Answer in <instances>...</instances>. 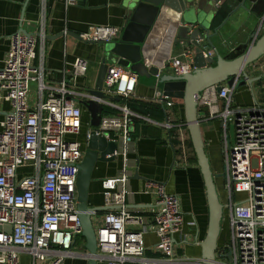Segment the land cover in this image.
I'll return each mask as SVG.
<instances>
[{
  "label": "built area",
  "instance_id": "2783aa9c",
  "mask_svg": "<svg viewBox=\"0 0 264 264\" xmlns=\"http://www.w3.org/2000/svg\"><path fill=\"white\" fill-rule=\"evenodd\" d=\"M78 2L66 0L67 5ZM222 2L215 0L217 7ZM122 30L114 25L91 24L80 37L106 43L117 40ZM217 53V47L209 46L204 57ZM193 54L194 49L177 56L170 52L162 62H155L149 60L151 55L145 46L143 58L148 66L183 75L196 67ZM36 58V34L18 31L10 37L8 56L0 69V112H6L0 118V264H21L23 253L30 256L31 264H62L74 254L75 239L83 231L77 209L78 166L92 132L83 106L75 99L81 93L68 84L77 85L78 78L87 75L90 63L76 59L71 80L65 70L59 86H47L44 68L35 65ZM32 81H37L39 92L34 106L29 101ZM139 83L137 72L113 63L103 90L108 96L130 99L136 95ZM234 91L227 84L220 91L216 85L207 87L200 104L210 117L221 118L225 145L226 176L222 177L221 188L230 237L218 250L216 264H264V103L235 105ZM153 100L170 106L174 103L160 90ZM107 106L119 109L121 114H103L96 134L119 144L113 156L120 157L122 165L116 175L102 180L109 209L96 228V259L101 264H158L159 259L146 255L145 238L152 232L159 239L158 249L168 260L182 264L174 259L173 250L175 237L184 224L179 196L168 193L161 182L148 181L146 192L154 190L159 195L154 219L143 214L141 207H130L127 202L128 183L137 165V159L131 157L137 150L133 133L137 120L146 116L126 103L109 100ZM163 124L169 130L173 127L169 120ZM230 124L235 126L231 144ZM81 134L83 139L78 138ZM179 137L184 151L186 139L182 133ZM227 250L232 253L231 259L225 257Z\"/></svg>",
  "mask_w": 264,
  "mask_h": 264
},
{
  "label": "crops",
  "instance_id": "0c3cea01",
  "mask_svg": "<svg viewBox=\"0 0 264 264\" xmlns=\"http://www.w3.org/2000/svg\"><path fill=\"white\" fill-rule=\"evenodd\" d=\"M124 1L79 0L76 5H67L66 0H0V69L8 56L10 37L23 27L37 36L35 65L43 66L47 86H59L65 70L69 72L68 78L71 80V71L76 59H83L90 63L87 75L78 78L77 85L68 84L70 89L83 94L86 86L93 83L98 72L103 55V45L83 40L80 34L86 31L91 24L114 25L123 28L128 14ZM257 3L256 0H223L220 7L215 4L217 13L221 11L220 17L224 19L219 25L218 34L211 39L219 54L225 55L252 36H260L264 32V27H260L264 12L259 13L255 9ZM209 10L210 17L215 18L217 13L212 12V7H209ZM181 25L166 20L159 21L150 38L153 33L160 31V34L156 35L151 45L148 41L149 54L152 56V48L165 44L160 51L163 61L170 52L177 56L184 50L194 49L191 43L175 40V35ZM213 29L212 27V34H214ZM263 58L264 56L247 68L249 77L262 76V79L253 85L235 90L232 96L235 105H251L255 101L264 103ZM254 86L260 89L259 99L254 95ZM158 90L156 87L139 83L136 95L130 99L160 104L153 100ZM38 98V83L32 81L29 93L30 104L36 105ZM172 100L174 103L171 106L164 102L167 106H165V116L163 115L162 121L141 117L136 123L133 136L137 150L131 157L137 159V165L128 183L130 193L127 202L130 207H141L143 214L149 219H154L159 210L157 204L159 195L154 190L146 192V183L148 181L161 182L168 193L178 195L184 214V224L182 231L175 237L174 259L181 261L182 264H202L201 242L206 237L210 216L206 187L186 125L184 102L174 98ZM113 101L122 103L121 100ZM5 107L9 106L5 105ZM198 117L201 121V132L212 169L218 174L224 170L222 120L219 117H210L207 108L202 106L199 108ZM84 118L89 119L85 111ZM168 120L173 124L171 130L163 124ZM180 133L186 139L184 151L179 137ZM83 136L84 134H81L78 138L83 139ZM121 165L120 157L114 162H98L89 190L91 206H105L102 180L116 175ZM222 180V177L216 179L220 195H223ZM104 213L105 211L93 216V223L97 227L102 224ZM227 221L226 218L224 222L226 226ZM145 240L147 256L159 259L158 264H172L158 249L159 239L156 234L150 232ZM227 243L225 236L221 238L218 241V250ZM73 252L74 254L67 257L62 264H87L84 238L75 239ZM21 264H31L30 256L23 253Z\"/></svg>",
  "mask_w": 264,
  "mask_h": 264
},
{
  "label": "water",
  "instance_id": "95a60500",
  "mask_svg": "<svg viewBox=\"0 0 264 264\" xmlns=\"http://www.w3.org/2000/svg\"><path fill=\"white\" fill-rule=\"evenodd\" d=\"M213 1L215 2V0H125L128 14L121 36L115 41L100 43L103 45V55L94 81L86 86L80 98H75L87 113L92 132L88 148L78 166L77 178V209L83 228L80 236L85 240L87 264H99L96 259L98 241L93 216L109 209V206L89 204L93 172L98 162H114L118 159L113 153L119 148V144L108 141L103 134H96L108 101L121 100L120 97L108 96L103 90L109 66L113 63L137 72L140 84L156 87L168 98L183 100L186 125L203 175L210 211L207 234L201 242L202 264L217 263L218 240L224 222L225 206L221 202L216 183L219 175L212 169L201 132L198 112L202 92L213 85H216L217 91H220L223 84L237 90L261 80L262 76L249 77L247 68L264 56V32L260 36H252L225 55L217 53L205 58V49L215 46L211 39L218 34L219 29L218 26L213 29L214 34L211 33L214 18L210 17L209 7L213 8ZM212 12L216 14L217 10L212 9ZM162 20L180 25L183 22L175 36L179 37L182 33L186 37L182 41L193 44L196 67L192 72L175 75L168 70L160 71L157 65L148 66L145 63L143 58L145 46L154 26ZM260 25L264 27V18ZM19 32L30 34L23 27ZM237 79L239 81L235 84ZM0 113L6 114V112ZM110 154L111 156L108 157L107 155ZM7 229L10 231V227Z\"/></svg>",
  "mask_w": 264,
  "mask_h": 264
},
{
  "label": "trees",
  "instance_id": "16d2710c",
  "mask_svg": "<svg viewBox=\"0 0 264 264\" xmlns=\"http://www.w3.org/2000/svg\"><path fill=\"white\" fill-rule=\"evenodd\" d=\"M256 1H258V3L255 6V9L259 13H263L264 12V0H256ZM220 14H222L221 11H218V13L215 15V18H214L213 24H212L213 28L218 27L222 23V21L224 20L223 18L220 17ZM245 86H247V85H245ZM245 86H242V87H245ZM121 101H122V104L126 103L127 106L131 110L139 113L142 116L150 117V118L155 119L157 121H162L163 120L162 119L163 115L165 116V106H167V105H165L164 103L154 104L152 102H148L147 103V102H142V101L133 100V99H128V100L121 99ZM103 114H106V115H120L121 111L119 109L111 107V106H105ZM228 226H229V224H227V226H226V233H227ZM223 227H224V225L222 224V231H223ZM222 231H221V234L219 236V240L224 237V236H222ZM228 231H229V237H230V229ZM77 237L81 238V236H77ZM226 241H229L228 234L226 236ZM223 247L224 246H222L219 250H222Z\"/></svg>",
  "mask_w": 264,
  "mask_h": 264
},
{
  "label": "rangeland",
  "instance_id": "374dc122",
  "mask_svg": "<svg viewBox=\"0 0 264 264\" xmlns=\"http://www.w3.org/2000/svg\"><path fill=\"white\" fill-rule=\"evenodd\" d=\"M212 6H213V8L212 9H216V6H215V2L213 1L212 2ZM183 31V30H182ZM176 38H175V40L176 41H182V40H184V38H186L185 36H183L182 35V33H181V36H179V37H177V36H175ZM253 91H254V95H255V97H257L258 99L260 98V89L258 88V87H255L254 86V89H253ZM252 93V92H251ZM174 99H176V98H174ZM176 100H182V99H176ZM228 131H229V134H230V144L231 143H233L234 142V140H235V126L233 125V124H230L229 125V128H228ZM224 148H225V145H224ZM217 175H219V178L220 177H225L226 176V170H223V171H221L220 173H218ZM220 192V191H219ZM240 197V196H239ZM220 198H221V200L223 201L224 200V198H223V195L221 194L220 195ZM226 216H228V215H226V212L224 211V222H226ZM227 224H229V219L227 218ZM223 225H224V227H223V231H222V236H227V234H228V239H229V226H228V228H227V233H226V225L223 223ZM95 226V228H97V226L96 225H94ZM225 257L226 258H228V259H231V257H232V253H231V251L230 250H227L226 251V253H225Z\"/></svg>",
  "mask_w": 264,
  "mask_h": 264
},
{
  "label": "bare ground",
  "instance_id": "6f19581e",
  "mask_svg": "<svg viewBox=\"0 0 264 264\" xmlns=\"http://www.w3.org/2000/svg\"><path fill=\"white\" fill-rule=\"evenodd\" d=\"M157 34H160V31H158L157 33H153V36L150 38L149 40V45L152 44V42L156 39V35ZM165 44L164 45H161V46H158L156 48H152V56L149 58V60H153L155 62H162V59H161V53L160 51H162V49L164 48ZM161 59V60H160Z\"/></svg>",
  "mask_w": 264,
  "mask_h": 264
}]
</instances>
